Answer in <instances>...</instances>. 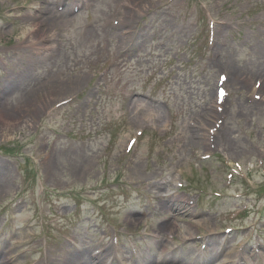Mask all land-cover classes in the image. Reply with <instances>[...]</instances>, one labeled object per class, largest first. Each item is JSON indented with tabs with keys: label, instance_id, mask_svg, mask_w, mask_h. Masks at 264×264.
Wrapping results in <instances>:
<instances>
[{
	"label": "rangeland",
	"instance_id": "obj_1",
	"mask_svg": "<svg viewBox=\"0 0 264 264\" xmlns=\"http://www.w3.org/2000/svg\"><path fill=\"white\" fill-rule=\"evenodd\" d=\"M262 81L264 0H0V264H264Z\"/></svg>",
	"mask_w": 264,
	"mask_h": 264
},
{
	"label": "bare ground",
	"instance_id": "obj_2",
	"mask_svg": "<svg viewBox=\"0 0 264 264\" xmlns=\"http://www.w3.org/2000/svg\"><path fill=\"white\" fill-rule=\"evenodd\" d=\"M73 1H77V0H73ZM53 4V3H52ZM44 9H47V10H49L47 7H45ZM70 7H67V10H66V12H70ZM62 12H65V11H62ZM64 18V14L63 13H61V12H57V11H54V12H52L51 10H49V13H48V16H47V18H46V20H48V21H51L52 23H53V21H58V20H62ZM44 19H40V21L39 22H37L36 24H34V26H32V28H30L29 29V34H31L33 31H35V29L37 28V29H41L42 28V25H43V21ZM61 23H62V21H60ZM36 29V30H37ZM27 42V41H26ZM28 42H30V44H33V41H29L28 40ZM262 84H264V82L262 81ZM13 87H14V83L12 82L11 84H10V88H12L13 89ZM207 115H209V111H204L203 113H202V115H201V117H205V116H207ZM158 205H163L164 203L163 202H158L157 203ZM165 205V204H164ZM169 212H170V215L173 217L176 213H178V209L177 208H172V209H169L168 210ZM131 221H132V219H131ZM158 234L157 235H159V234H162V232L164 231V230H166V229H171L172 230V232H173V229H174V226H171V222L170 221H168V222H166V223H162V224H159L158 226ZM172 236H174L173 234H172ZM113 245V244H112ZM111 244L109 245L110 247L112 246ZM97 250L98 251H96V252H94V253H92V251H91V249H89L88 250V258L89 259H95V260H97V259H99V257L100 256H102L103 254H108V252H109V249H106V248H103L102 246H98L97 247ZM86 252V251H85ZM87 253V252H86ZM217 253H212V255H216ZM114 260H116L115 258H114ZM60 261V260H59ZM204 261H209V259H204V260H202V262H204ZM152 262V261H151ZM150 261H148V260H146V259H138V263L137 264H152ZM103 264H107V262L105 261V260H103Z\"/></svg>",
	"mask_w": 264,
	"mask_h": 264
}]
</instances>
